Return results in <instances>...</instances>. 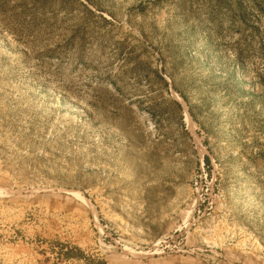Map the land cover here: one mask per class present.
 I'll return each instance as SVG.
<instances>
[{
    "label": "rangeland",
    "instance_id": "rangeland-1",
    "mask_svg": "<svg viewBox=\"0 0 264 264\" xmlns=\"http://www.w3.org/2000/svg\"><path fill=\"white\" fill-rule=\"evenodd\" d=\"M53 242L264 264V0H0V264Z\"/></svg>",
    "mask_w": 264,
    "mask_h": 264
},
{
    "label": "trees",
    "instance_id": "trees-1",
    "mask_svg": "<svg viewBox=\"0 0 264 264\" xmlns=\"http://www.w3.org/2000/svg\"><path fill=\"white\" fill-rule=\"evenodd\" d=\"M179 96L185 101L187 104V100L185 96L178 92ZM188 112L190 116L192 117L191 109L188 107ZM204 167L208 170L209 169V160L207 157H204ZM51 255H53L54 259L58 263H64L68 264L71 262H77L80 264H106V262L99 258H89L87 257L84 252L75 246H70L69 244H63L59 242H53L51 249H50Z\"/></svg>",
    "mask_w": 264,
    "mask_h": 264
},
{
    "label": "bare ground",
    "instance_id": "bare-ground-1",
    "mask_svg": "<svg viewBox=\"0 0 264 264\" xmlns=\"http://www.w3.org/2000/svg\"><path fill=\"white\" fill-rule=\"evenodd\" d=\"M173 98L176 100V101H178L180 104H181V106H182V108H183V110H184V116H185V122H186V124H187V127H188V129H189V133L191 132V134H193L194 132H193V127H194V122L191 120V118H190V116H189V114H188V112H187V107H186V105H185V103L182 101H179V98L177 97V96H173ZM187 129V130H188ZM193 132V133H192ZM192 136V135H191ZM196 138V137H195ZM194 138V139H195ZM194 141V140H193ZM196 141V140H195ZM194 141V142H195ZM196 147L197 148H203L202 146H201V143L200 142H198V141H196ZM201 150V149H200Z\"/></svg>",
    "mask_w": 264,
    "mask_h": 264
}]
</instances>
